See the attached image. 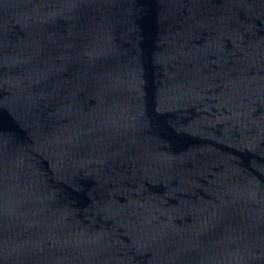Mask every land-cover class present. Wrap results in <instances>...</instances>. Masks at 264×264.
Listing matches in <instances>:
<instances>
[{"label": "water", "instance_id": "obj_1", "mask_svg": "<svg viewBox=\"0 0 264 264\" xmlns=\"http://www.w3.org/2000/svg\"><path fill=\"white\" fill-rule=\"evenodd\" d=\"M0 264H264V0H0Z\"/></svg>", "mask_w": 264, "mask_h": 264}]
</instances>
